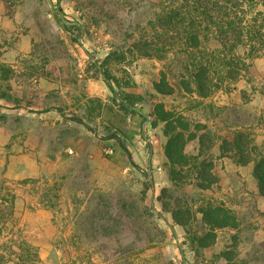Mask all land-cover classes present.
<instances>
[{
  "label": "rangeland",
  "instance_id": "rangeland-1",
  "mask_svg": "<svg viewBox=\"0 0 264 264\" xmlns=\"http://www.w3.org/2000/svg\"><path fill=\"white\" fill-rule=\"evenodd\" d=\"M159 1L0 0L4 264H14L24 243L40 264H182L160 216L174 226L185 264H264V196L254 161L239 163L233 149L222 155L219 148L239 133L253 147L249 157L264 156V0H232L239 27L227 35L212 27L201 40L196 60L210 80L202 94L183 70L193 63L183 35L148 23ZM144 38L170 49L163 58L142 56L135 47ZM110 51L125 59L104 63ZM101 66L134 95L148 119L144 130V115L121 105ZM162 73L170 93L153 87ZM157 103L182 115L192 131L204 125L196 135L210 133L218 181L209 189L169 181L163 123L151 125ZM198 146L196 137L185 151L196 154ZM207 202L230 209L238 224L210 229V240L198 242L207 229L196 209ZM175 208L185 224L174 223Z\"/></svg>",
  "mask_w": 264,
  "mask_h": 264
},
{
  "label": "trees",
  "instance_id": "trees-1",
  "mask_svg": "<svg viewBox=\"0 0 264 264\" xmlns=\"http://www.w3.org/2000/svg\"><path fill=\"white\" fill-rule=\"evenodd\" d=\"M159 2V12L156 13L155 19L149 20L148 23L151 29L156 31L158 27L163 34L169 35L172 31L176 35H183V44L186 46L183 52L187 55L189 61L193 62L184 63L183 70L190 75L195 85L194 89L199 94H202L204 88L208 87L210 80L207 75L208 67L205 63L196 60L197 54L200 55L202 53L199 45L203 42L201 40L208 39L207 33L212 27L223 31L224 35L239 27L236 19L240 17L236 16V5L232 0H160ZM240 30L241 28L237 32L238 36L241 34ZM200 35H202V39ZM158 44L152 39L144 38L137 42L135 50L142 56L163 58L166 52L169 51L170 45L166 46L164 45L165 43ZM109 59L123 61L125 53L110 51L103 62L105 63ZM98 70L103 75L108 88L120 99L121 105L132 113H137L131 108V106L136 105L137 101L134 95L122 89L123 85H121L120 80L115 78L107 67L101 66ZM2 71L5 73L7 69L2 68ZM113 83L118 88L113 87ZM187 83V86L190 87V82L187 81ZM132 84L126 82L124 86H131ZM153 87L162 94L172 91V88L166 83L163 73L160 76V80L153 83ZM150 117H152L151 125L153 127L157 126L158 123H163L162 133L166 137L163 151L167 158L165 164L171 184L182 187L186 183L191 182L201 190L209 189L216 184L218 178L213 173L210 153L208 154L210 151V133L204 132L199 135L195 133L196 129L204 128V125L196 123L193 126L194 131H192L190 129L191 124L187 119L180 114L165 110L161 103L154 105ZM196 137L199 144L198 151L196 154H189L185 151V147L189 141ZM239 137L240 134L238 133L232 141L222 139L219 145L221 154L227 155L228 150L233 149L232 158L237 162L244 163L253 160V175L257 180L259 193L264 196V156L249 157L250 151L248 150L253 147L247 149V145ZM228 145H231L232 148H229ZM245 153L247 158L245 160L240 159L244 157ZM167 191L168 189L164 188L161 194L163 195ZM185 208L186 213L189 214L191 211L190 207L187 205ZM196 211L201 214V221L207 229L204 237H197L198 242L210 240V236H213L210 229L236 227L238 224L234 213L222 205H211L207 202L200 205ZM171 216L174 223L185 224L179 217L178 209H173ZM1 227L2 225H0V231ZM21 246L14 264H40L36 251L31 245L24 243ZM202 246H206L205 243ZM5 262L7 260H4L3 256L0 255V264Z\"/></svg>",
  "mask_w": 264,
  "mask_h": 264
},
{
  "label": "water",
  "instance_id": "water-1",
  "mask_svg": "<svg viewBox=\"0 0 264 264\" xmlns=\"http://www.w3.org/2000/svg\"><path fill=\"white\" fill-rule=\"evenodd\" d=\"M62 21L64 22V23H68V24H77L76 22H70V21H66V20H64V19H62ZM131 108L133 109V110H135V111H137L138 113H140V114H143L142 112H141V110L140 109H138L137 107H135V106H131ZM144 115V114H143ZM144 117H145V120L143 121V123H142V130H144V125L146 124V123H148V119H147V116L146 115H144ZM156 211V210H155ZM156 213H158V211H156ZM161 217V219L164 221V223H166L167 225H168V227L170 228V230H171V232H172V234H173V237H174V241H175V243L178 245V247H179V251H180V255H181V260H182V264H185V256H184V252H183V249H182V246H181V244H180V242H179V239H178V235H177V233H176V230H175V228H174V226L165 218V217H163V216H160Z\"/></svg>",
  "mask_w": 264,
  "mask_h": 264
},
{
  "label": "built area",
  "instance_id": "built-area-1",
  "mask_svg": "<svg viewBox=\"0 0 264 264\" xmlns=\"http://www.w3.org/2000/svg\"><path fill=\"white\" fill-rule=\"evenodd\" d=\"M68 152H69V153H72V150H71V149H68ZM107 152H108V153H112L113 150H112L111 148H109V149H107Z\"/></svg>",
  "mask_w": 264,
  "mask_h": 264
}]
</instances>
